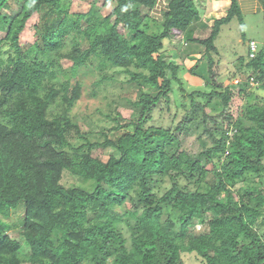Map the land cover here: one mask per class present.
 Returning a JSON list of instances; mask_svg holds the SVG:
<instances>
[{
  "label": "trees",
  "instance_id": "trees-1",
  "mask_svg": "<svg viewBox=\"0 0 264 264\" xmlns=\"http://www.w3.org/2000/svg\"><path fill=\"white\" fill-rule=\"evenodd\" d=\"M102 1L116 4L107 16L94 4L75 13L73 0H0V264H85L89 252L96 264H187L185 255L200 264H264V105L243 113L233 101L245 89L216 82L210 92L188 93L179 75L195 53L164 49L166 40L204 46L213 74L220 26L243 19L239 0L206 39L195 33V0H167L158 33L147 31V20L159 0ZM36 14L37 40L23 46ZM251 42L240 74L247 69L246 86L261 89L264 47L252 58ZM93 57L105 62L95 88L125 75L142 89L127 99L130 120L116 108L105 115L112 126L97 134L84 133L70 115L83 95L79 71ZM58 58L75 64V82L59 81ZM174 85L177 99L181 93L190 103L178 104ZM162 103L183 108L181 120L175 114L169 126L153 123ZM69 130L81 142L70 141ZM195 133L212 145L185 149L184 138ZM95 149L113 153L103 161ZM13 229L21 239L9 235Z\"/></svg>",
  "mask_w": 264,
  "mask_h": 264
},
{
  "label": "rangeland",
  "instance_id": "rangeland-1",
  "mask_svg": "<svg viewBox=\"0 0 264 264\" xmlns=\"http://www.w3.org/2000/svg\"><path fill=\"white\" fill-rule=\"evenodd\" d=\"M164 0H160L158 8L154 12H150V18L147 20V31L149 33H158L160 32V26L163 25L164 18H160L159 15L162 11V5H164ZM196 2V0H195ZM93 4L99 10L100 15L107 16L114 9L116 4H110L109 6H104L102 0H73L72 11L75 13H87L91 9ZM197 4V2H196ZM13 7L17 8L18 4L13 3ZM200 10V9H199ZM202 15V14H201ZM243 19L235 17L229 22L223 24L219 28L218 37L215 41V46L217 51L212 52L213 59L215 60V67L213 74L208 73V60L205 56L206 48L202 45L189 44L184 47V42L182 41H165L166 50H182L178 51V54L187 55L191 52H194L195 55L190 56V59L185 61L184 70L180 73L179 77L181 78L184 88L188 93L194 92L196 90L210 92L212 90V82L220 83L224 87L235 86V90L239 91L245 89L244 94L237 95L233 101V107L235 109L241 108V111L247 112L251 105L257 103L264 105V88H252L251 86H246L247 77L250 72L245 69L246 74H240L239 59L244 57L247 60V49L251 40L257 42L259 49L264 47V10L258 13H243ZM41 16L39 14L34 15L31 21L27 25V29L21 37V43L23 46H30L36 40V25L40 23ZM198 29L197 37L206 39L211 33V28L204 27ZM203 30V31H201ZM122 33H124L123 28H121ZM201 31V32H200ZM70 51V46L68 45L63 50V55H67ZM176 55L177 52H174ZM199 62V67L196 69L195 74H190V70L196 64V61ZM180 58H176L178 60ZM58 61L61 66V72L59 81H65L68 78L74 79V69L75 64L67 58H58ZM248 61V60H247ZM105 67V62L93 57L90 61L89 67H85L79 71V79L83 83V95L80 101L74 106L71 110L70 115L73 120L77 122L81 127L84 133H100L103 128H109L112 126L105 115L112 113L114 109L117 108V111L123 116L124 119L130 120L132 115V107L130 106L127 99L135 100L137 95H140L141 88L138 84H128L127 77L125 75H120L118 80L112 83H105L100 85V87L95 88L94 84L100 79V72ZM243 71V72H244ZM168 75L171 76V72H168ZM208 79L205 81V79ZM238 80L241 82L238 83ZM210 83V85H209ZM177 85V84H176ZM174 85V94L173 97H176V90H180L179 86ZM179 85V84H178ZM238 85L239 87H237ZM242 85V86H241ZM150 92L149 89L146 90ZM96 93V96L93 95ZM178 94V104L190 103V99L187 97H180L181 93ZM249 94V95H247ZM211 114H219V110L216 108H209ZM185 113L183 108L177 109L175 105L171 106V110L168 111L164 103L160 105L159 110L155 112V120L153 123L159 126H169L173 121L175 114L178 116L175 118L176 122H179L182 118V115ZM198 133V132H197ZM70 141L73 143L81 142L75 130H69L67 132ZM212 144L207 143L206 145L202 144V141L199 140V135L196 133L184 138L183 146L185 149L193 152L199 153L205 148L210 147ZM113 153L112 149H95L93 156L97 159L106 161L109 156ZM207 181L213 183L215 180L213 165L210 163L207 166ZM66 184H79V182L73 178H66L63 181ZM166 188H169L170 183L166 181L164 183ZM240 187V186H239ZM164 190V188H163ZM164 192V191H163ZM259 198V197H257ZM59 201L56 202L55 206L58 207ZM24 212L20 211L17 214L12 215L9 221H16L18 216H23ZM197 230L199 232H204L205 228L198 226ZM19 229L10 230L8 233L11 237L15 239H21ZM264 233V229H263ZM195 256L185 255V260L187 264H200L194 258ZM85 264H96L95 256L92 253H88L87 260Z\"/></svg>",
  "mask_w": 264,
  "mask_h": 264
},
{
  "label": "crops",
  "instance_id": "crops-1",
  "mask_svg": "<svg viewBox=\"0 0 264 264\" xmlns=\"http://www.w3.org/2000/svg\"><path fill=\"white\" fill-rule=\"evenodd\" d=\"M163 2L164 5H162L161 13L166 7L165 4H167V0H164ZM196 2L198 9H200L199 20L194 24L196 36H198V29L203 28L205 30L204 27L211 28L215 20L226 17L232 4L231 0H196ZM239 3L242 12L245 14L258 13L264 10L261 0H239ZM158 4L160 3L158 2Z\"/></svg>",
  "mask_w": 264,
  "mask_h": 264
},
{
  "label": "built area",
  "instance_id": "built-area-1",
  "mask_svg": "<svg viewBox=\"0 0 264 264\" xmlns=\"http://www.w3.org/2000/svg\"><path fill=\"white\" fill-rule=\"evenodd\" d=\"M250 46H251V51H252V53H251V57L253 58V57H255V56L257 55V53L259 52V47H258V45H257L256 42H251ZM240 82H241V81L238 80V83H240ZM249 83H250L251 85H254V86L257 85V83L254 82L253 80H251Z\"/></svg>",
  "mask_w": 264,
  "mask_h": 264
}]
</instances>
